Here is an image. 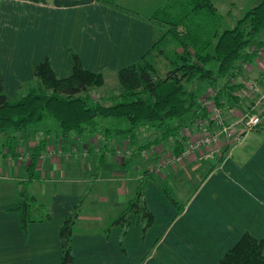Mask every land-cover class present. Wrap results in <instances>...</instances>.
I'll list each match as a JSON object with an SVG mask.
<instances>
[{"label": "crops", "instance_id": "obj_1", "mask_svg": "<svg viewBox=\"0 0 264 264\" xmlns=\"http://www.w3.org/2000/svg\"><path fill=\"white\" fill-rule=\"evenodd\" d=\"M169 1L0 0V71L6 95L16 99L36 87L34 69L46 60L58 79L69 78L74 55L85 70L104 75L105 84L97 89L118 82V72L139 63L159 39L153 24L120 8L149 17ZM241 1L213 0L224 18L223 30L237 8L246 14L260 3ZM243 62L250 70L208 86L200 97L217 89L218 104L238 107L243 115L257 113L264 106V101L258 105L264 96V74L256 56ZM245 81L257 83L260 92L238 103L231 91ZM262 116L263 123L241 144L226 148L216 163L190 162L150 181L144 199L154 222L147 230L135 224L126 233L113 223L136 197L152 160L135 157L121 163L113 147L128 139L133 149L142 148L161 130L147 136L149 129L143 132L142 127L130 139L116 132L129 127L106 120L100 129L66 138L58 127L53 132L40 124L27 133L12 129L0 134V264H61V231L80 202L83 212L72 236L71 264H219L246 234L264 241ZM76 146L82 154L88 147L87 157L77 153L68 159L66 154ZM36 153L37 179L29 184L30 194L47 207L51 219L24 227L15 207Z\"/></svg>", "mask_w": 264, "mask_h": 264}, {"label": "trees", "instance_id": "obj_2", "mask_svg": "<svg viewBox=\"0 0 264 264\" xmlns=\"http://www.w3.org/2000/svg\"><path fill=\"white\" fill-rule=\"evenodd\" d=\"M120 9L153 24L159 39L139 63L118 72L122 92L112 104L94 101L91 93L104 86V75L85 70L77 55L73 56L72 75L66 79L56 77L49 60L36 66L37 86L16 99L6 95L0 71V134L12 129L27 133L49 115L57 122L63 138L71 134L86 135L102 128L109 119L127 120L130 127L116 132L129 138H135L136 132L147 125L167 136L176 130L174 122L198 117L200 96L206 85L215 87L220 80L234 76L245 59L255 56L248 54L253 45L264 47V0L249 10L235 28L224 30V18L213 0H170L149 17ZM170 46L174 49L168 53ZM154 53L165 56L169 62L164 77L153 63ZM76 149L81 153L77 146ZM38 156L36 153L33 157L29 182L22 183L15 207L24 227L51 219L47 207L30 194L29 184L37 179ZM150 181H157V177L144 172L136 197L113 223L120 225L123 233L138 223L145 230L153 224V214L144 199ZM164 190L171 196L168 189ZM82 212L80 202L62 228L61 264L74 261L72 236ZM219 264H264V241L246 234Z\"/></svg>", "mask_w": 264, "mask_h": 264}, {"label": "built area", "instance_id": "obj_3", "mask_svg": "<svg viewBox=\"0 0 264 264\" xmlns=\"http://www.w3.org/2000/svg\"><path fill=\"white\" fill-rule=\"evenodd\" d=\"M254 53L256 56V65H258L260 71L264 74V47H256ZM240 66L242 71L250 70L251 67L245 62H242ZM259 92L260 89L257 83L245 81L244 86L242 85L238 89L236 88L235 90L231 91V96L238 103H242L243 101L255 97V95ZM218 97L219 90L213 89L209 94L200 99L201 112H199L197 121H195L194 124L201 128V132H198L199 135L197 139L189 141L188 148L182 156H180L178 159H170V161L173 163L171 164L173 168H175L177 165L183 164L186 159L196 153H199V155L204 159H214L217 156L222 157L223 152L226 148H231L241 144L248 133L254 131L263 123V116H260L259 114L257 115L253 111L252 113L244 115L239 114V110L237 107V109H233L237 113V120L230 123L227 120L228 118L224 106L222 104H218L217 102ZM94 101L96 100L94 99ZM98 101L96 102L102 103ZM263 101L264 96L259 100L258 105H260ZM214 124L221 126L223 130L216 134L211 133L209 129L211 125ZM96 150L98 152L100 151V146L98 144L96 145ZM163 151V146L158 147L156 145H151L147 148L142 149L141 154L145 157H161L163 156ZM60 152L63 151L60 150ZM88 153L89 149L85 148L82 154L83 157H87ZM127 154L129 155L125 154L124 156L123 154L118 153L117 157L122 158L123 163H126L127 160L132 159V157H129L132 155V153ZM66 155L68 159L73 158V155L71 153H68ZM156 170L157 172H160L159 169ZM157 176H159L157 178H163L161 176V173H158Z\"/></svg>", "mask_w": 264, "mask_h": 264}, {"label": "rangeland", "instance_id": "obj_4", "mask_svg": "<svg viewBox=\"0 0 264 264\" xmlns=\"http://www.w3.org/2000/svg\"><path fill=\"white\" fill-rule=\"evenodd\" d=\"M244 2L241 1V3ZM244 12L241 11L240 8H237L235 10V12L233 13L232 17L230 18V22L231 24H227L225 26V28L227 29H233L237 26L238 22L243 18L244 16ZM257 47V45H253L251 49H255ZM173 47L170 46L168 47L167 49V52H172L173 51ZM153 63H155L157 69L159 70V75L161 77H164L165 74L167 73L168 69H169V62L167 61L166 57L163 56V55H158V53H154L153 55ZM214 67H217V65H214ZM117 81V80H116ZM224 80H220L218 83H222ZM205 88H209L207 85L205 86ZM122 90L120 84H119V81L114 83L113 81H111L109 83V85L104 88V89H96V92H93L91 93L92 94V98H94L96 101H99L102 102L101 104H109L110 103H106L105 100H103L102 97H105L107 101H113V97H115L116 95H118V92ZM212 90L210 89V91L207 93L209 94ZM206 94V95H207ZM205 95V96H206ZM204 97V96H202ZM200 97V99L202 98ZM98 101V102H99ZM247 101V100H246ZM240 103V102H239ZM264 106H260V110L256 113L257 115L259 114L260 116H262V114L264 113ZM236 108V107H235ZM238 108V107H237ZM236 108V109H237ZM225 111H226V114H227V120L232 123L234 122L235 120H237V117H236V112L233 110L234 107H224ZM109 121H114L115 123H118V126H125V128H128L130 127L129 123L127 120H117V119H109ZM197 121V117H194L192 120H190L189 122H187V124L183 125V126H177L176 124H179L181 123L180 121H176L173 123V125H175V128L176 129L173 133H170L168 134L167 136H164V132L161 130L159 131L157 128H154L152 125H147V126H144L143 127V132L146 131V129H149L148 131V135L147 136H151V132H160V134L163 136V137H160V134L158 135L159 137L153 141L152 143L146 145V146H143L142 148H139V149H133L131 144H130V140L127 139V141L123 144H118V146H115L113 147V153H114V157L117 161L123 163V160L122 158L120 157H117V154L118 153H121L125 156L126 155H129L127 153H132L131 156L129 157H132V159H134L135 157H141V159H143V161H149V160H152V164L151 166L148 168V172L152 173L155 177H159L157 176L158 173H161V176L164 178L166 176V172L170 169H173V170H178L180 167H184L185 165H187L188 163L190 162H211V163H216L217 162V157H215L214 159H204L202 158L199 153H196L192 156H190L188 159H186L184 161L183 164L181 165H177L175 168H173V166L171 164H173L170 159H178L180 156H182L187 148H188V145H189V141L191 140H195L197 139L199 133L201 132V128L196 126L194 124V122ZM40 126H42L41 128L43 129H47V130H50V131H53L56 130V128L58 127L57 125V122L55 121V119H53L51 116L49 115H46V118L45 120L40 123ZM222 127L221 126H218L216 124L214 125H211L209 131L211 133H219L220 131H222ZM199 132V133H198ZM104 136H102L103 138ZM104 139V138H103ZM131 139V138H130ZM143 139V138H142ZM145 142V140H150V137H148V139H143ZM101 142L98 144L99 146ZM151 145H156L158 147H161L163 146V156H155V157H145L143 156L141 153L142 149L144 148H147ZM88 148V147H86ZM101 148V147H100ZM95 149H96V146H95ZM178 149L180 151H178ZM63 150V149H61ZM118 151V152H117ZM79 152V150L77 149H73L71 151V154L74 155V154H77ZM135 152V153H134ZM177 157V158H174V157ZM222 158V157H220ZM130 160V159H129ZM195 160V161H194ZM156 166V167H155ZM156 169H159L160 172ZM153 170V171H152Z\"/></svg>", "mask_w": 264, "mask_h": 264}]
</instances>
